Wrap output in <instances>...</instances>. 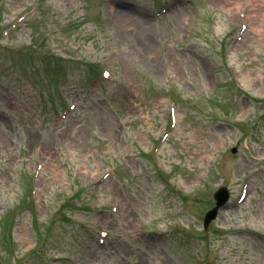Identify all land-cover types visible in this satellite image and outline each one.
<instances>
[{"label": "rangeland", "instance_id": "obj_1", "mask_svg": "<svg viewBox=\"0 0 264 264\" xmlns=\"http://www.w3.org/2000/svg\"><path fill=\"white\" fill-rule=\"evenodd\" d=\"M0 264H264V0H0Z\"/></svg>", "mask_w": 264, "mask_h": 264}, {"label": "water", "instance_id": "obj_2", "mask_svg": "<svg viewBox=\"0 0 264 264\" xmlns=\"http://www.w3.org/2000/svg\"><path fill=\"white\" fill-rule=\"evenodd\" d=\"M216 197H218V204H221L227 198L226 193L224 192V190L218 191L216 193ZM206 224H207V222H206Z\"/></svg>", "mask_w": 264, "mask_h": 264}, {"label": "bare ground", "instance_id": "obj_3", "mask_svg": "<svg viewBox=\"0 0 264 264\" xmlns=\"http://www.w3.org/2000/svg\"><path fill=\"white\" fill-rule=\"evenodd\" d=\"M238 5V3H236ZM247 17V16H246Z\"/></svg>", "mask_w": 264, "mask_h": 264}, {"label": "trees", "instance_id": "obj_4", "mask_svg": "<svg viewBox=\"0 0 264 264\" xmlns=\"http://www.w3.org/2000/svg\"><path fill=\"white\" fill-rule=\"evenodd\" d=\"M37 223V222H36Z\"/></svg>", "mask_w": 264, "mask_h": 264}]
</instances>
